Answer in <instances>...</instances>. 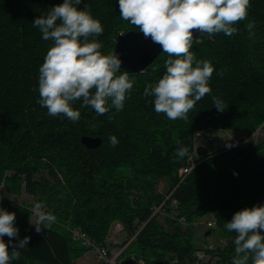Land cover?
Listing matches in <instances>:
<instances>
[{
    "label": "trees",
    "instance_id": "16d2710c",
    "mask_svg": "<svg viewBox=\"0 0 264 264\" xmlns=\"http://www.w3.org/2000/svg\"><path fill=\"white\" fill-rule=\"evenodd\" d=\"M58 3L0 0V189L9 196L25 191L33 205L42 201L57 217L37 232L29 223L30 204L0 194V206L16 213L19 238L29 237L10 264H73L94 250L74 239L73 231L98 246L114 220L132 238L119 264H231L235 232L224 227L226 221L241 208L264 204V137L210 153L195 146V133L264 134V0H250L247 17L235 22L238 31L231 36L193 39L195 59L208 60L214 70L211 92L196 101L187 119L170 120L144 95L166 71L169 54L163 51L144 71L127 72L133 87L122 110L109 101V110L98 114L76 100V122L51 116L38 103L39 67L52 41L42 39L33 21ZM86 5L104 29L95 36L102 54L113 53L119 34L139 31L120 16L117 0H81L78 7ZM113 134L115 146L108 139ZM86 137L101 143L90 148ZM181 144L190 150L183 158L176 152ZM195 156L194 168L180 176ZM162 180L168 185L164 193L157 189ZM208 214L215 222L208 231L228 242L215 251L202 249L209 258L198 259L194 222Z\"/></svg>",
    "mask_w": 264,
    "mask_h": 264
},
{
    "label": "clouds",
    "instance_id": "9594fccd",
    "mask_svg": "<svg viewBox=\"0 0 264 264\" xmlns=\"http://www.w3.org/2000/svg\"><path fill=\"white\" fill-rule=\"evenodd\" d=\"M120 16L137 26L145 38L160 45L168 53L166 71L155 83L148 84L144 95L152 97L156 112H163L170 120L187 119L196 101L211 92L209 80L213 66L208 60H196L190 51L193 30L201 34L237 32L235 22L248 15L250 0H117ZM81 0H62L45 15L37 16L33 24L45 41L51 40L39 67L38 103L51 116L64 114L71 121L80 118V111L72 102L82 100L98 114L109 110V101L116 111L124 102L133 81L121 68L118 53L102 54V45L95 36L104 29L101 22L78 7ZM250 30L254 22L249 21ZM89 37H92L89 39ZM215 106L223 109V102L213 97ZM109 142L119 143L116 135ZM181 158L189 155V147L176 149ZM37 215L35 230L47 227L57 217L45 210L42 201L33 205ZM16 213L0 206V264H10L19 257L29 237L19 238ZM224 227L235 232L234 255L231 264H264V204H254L234 212ZM8 240L5 241L4 237ZM13 238H16L15 242ZM11 246V252L9 247Z\"/></svg>",
    "mask_w": 264,
    "mask_h": 264
},
{
    "label": "rangeland",
    "instance_id": "374dc122",
    "mask_svg": "<svg viewBox=\"0 0 264 264\" xmlns=\"http://www.w3.org/2000/svg\"><path fill=\"white\" fill-rule=\"evenodd\" d=\"M264 134L261 131H256L252 136L246 137L244 133H231L222 130H208L205 132H196L195 133V146L204 148L206 151L213 153L219 150L228 149L232 145H240L243 146L250 140L256 141L257 139L263 138ZM198 159V156L195 158H191L190 161L194 162ZM46 174V173H45ZM47 175V174H46ZM168 188L166 181H160L157 189L159 192H166ZM0 194L2 196H6L9 199L14 200L16 203L22 204V202H26L30 204V217L29 223L31 225H35V221L37 219V215L33 209V203L35 199L27 194L25 191H22L19 194L9 196L3 188L0 189ZM28 206V205H27ZM164 215H161L158 220L160 223H163ZM211 215H206L200 219H197L194 222L195 233L194 240L197 248H201V251H198L196 256L200 259H208L209 255L204 252L202 249L208 250H217L222 249L227 245L228 239L223 236H218L217 233L213 231H208L207 222H211ZM121 225L117 220H114L107 232L105 237V241L103 244L98 246L104 248L108 254L114 253L117 250H120L121 253L119 255V260L122 258V253L125 250L124 248L132 241V238L127 235L125 230L118 231L117 225ZM215 230V229H212ZM217 248V249H216ZM110 259V258H109ZM102 261H99V254L95 250H90L85 252L79 259L73 262V264H100Z\"/></svg>",
    "mask_w": 264,
    "mask_h": 264
},
{
    "label": "water",
    "instance_id": "95a60500",
    "mask_svg": "<svg viewBox=\"0 0 264 264\" xmlns=\"http://www.w3.org/2000/svg\"><path fill=\"white\" fill-rule=\"evenodd\" d=\"M201 34L193 30V39ZM163 52L160 45L145 38L139 31H129L119 34L115 40L113 53H118L121 57V68L128 73H138L144 71L155 59ZM83 143L94 148L100 145L101 141L97 138H83ZM264 232V230H261Z\"/></svg>",
    "mask_w": 264,
    "mask_h": 264
},
{
    "label": "built area",
    "instance_id": "2783aa9c",
    "mask_svg": "<svg viewBox=\"0 0 264 264\" xmlns=\"http://www.w3.org/2000/svg\"><path fill=\"white\" fill-rule=\"evenodd\" d=\"M194 165H195L194 162L189 161L188 164L180 170V176H186L187 174H189L190 171L194 168ZM214 224H215L214 221L206 223L208 228H213ZM117 230L118 231L123 230L122 226L118 224ZM72 234H73L74 239L82 240L85 245L91 246L95 251L98 252L99 261H102V263H100V264H119L120 263V260L118 258L120 253H121L120 250H117L114 253H111L109 255L108 252L104 248H102L100 246H96L93 242H91L89 239H87L80 231H73ZM92 244H94V247ZM198 259H200V257H198Z\"/></svg>",
    "mask_w": 264,
    "mask_h": 264
},
{
    "label": "bare ground",
    "instance_id": "6f19581e",
    "mask_svg": "<svg viewBox=\"0 0 264 264\" xmlns=\"http://www.w3.org/2000/svg\"><path fill=\"white\" fill-rule=\"evenodd\" d=\"M161 206H162V204H161V205H158V206H154V207H153V208H154V212H153V214H154L156 211L161 210V209H162ZM153 214H152V215H153ZM132 260H136V258H133V257H132Z\"/></svg>",
    "mask_w": 264,
    "mask_h": 264
}]
</instances>
